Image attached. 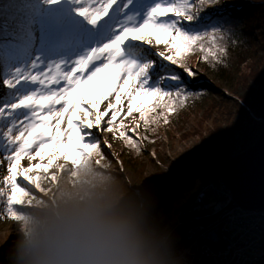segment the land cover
I'll return each mask as SVG.
<instances>
[{"label":"snow or ice","instance_id":"obj_1","mask_svg":"<svg viewBox=\"0 0 264 264\" xmlns=\"http://www.w3.org/2000/svg\"><path fill=\"white\" fill-rule=\"evenodd\" d=\"M218 5L0 0V168L6 169L0 215L23 219L46 183L109 155L102 132L139 151L149 138L141 127L155 132L154 125L169 123L190 98L203 95L189 56L199 51L212 67L226 66L229 42L235 43L236 29L224 27L231 13ZM159 45L165 50L154 51Z\"/></svg>","mask_w":264,"mask_h":264},{"label":"rangeland","instance_id":"obj_2","mask_svg":"<svg viewBox=\"0 0 264 264\" xmlns=\"http://www.w3.org/2000/svg\"><path fill=\"white\" fill-rule=\"evenodd\" d=\"M153 50L164 51L165 48L163 45H159L155 46ZM189 60L191 64L197 66V70L199 71L201 70L200 68H203L205 65L203 61L199 57H195V55L191 56ZM255 65V62L245 64L244 67H246V69L244 72L248 71L247 68ZM200 73V76L202 77L201 83L204 85L209 84V86L206 87L207 91L203 95H196L190 98L185 106L178 108L176 113L170 115L169 123L165 124L161 121L158 126H153L156 127L157 132L161 129V133H159L162 136L160 135L157 140H153L154 144L152 145L148 144L149 142L146 141H143L142 143V162L139 161V163H137V168L140 169L137 173L138 175L142 174L141 177L139 176L140 182L139 184H136L133 180L132 183L127 179L129 193L127 196L126 194L120 193L121 196L123 195L121 203L133 202L140 208H145V206L148 207L152 203L156 202L157 211L151 215L154 219H158L159 213L163 212L165 214H169L172 218V222H174V218L176 217L175 219H177V216H175V202H171L167 205L161 197L165 194L173 192L174 186L176 187V181H182L183 178H186L187 181L189 180L190 174H188V172L191 170V166L194 168L195 166L206 162H212L215 160L221 161L222 155L226 153L223 145L226 144V142L234 144L236 142L234 141L236 138L242 137L243 131L240 127L249 128L251 126L248 119L245 117V113L240 110V104H243L240 96L245 94V85L237 84L236 88V84H234L233 87L236 89L235 91L227 86L226 83L222 82V80L220 81L215 79L207 71L204 70ZM215 81L218 82L220 86L217 85ZM103 106L104 105H102V109ZM133 115L137 116L138 114L134 113ZM131 120L132 117H129L124 122L125 124H130ZM105 141L111 145V149L115 152L116 156L115 159L107 158V161L109 160L111 163V169L115 172H119L121 175L126 173V169L123 170V164L127 154L129 152L137 154L140 150L137 151L136 149L128 146L122 139L114 137L113 133L107 131H104L101 134L102 146ZM35 162L36 161H33V163ZM226 162H224V164ZM22 163L24 166H27L29 161L25 159ZM59 163H63V161H59ZM52 171H56V169L53 168ZM212 179H214L212 182L214 185L218 184V180L220 187L223 186L221 184L223 183L221 176L219 178L212 177ZM197 181L194 184V187H197V190L192 194V196L194 195V197L197 198L194 202L200 203L198 202L197 196L204 191L202 187H204L206 181L210 180L207 179L205 181ZM211 188L212 186L210 183L208 185V190H211L209 194L212 199H215ZM135 189H139V193L135 191ZM222 189L226 190L224 187H222ZM117 191L118 190L115 187L112 188L113 194H117ZM188 193L189 192L186 193V196ZM181 199L183 201L184 197H180L177 201H181ZM171 205L172 207H170ZM213 205L216 206L217 203ZM199 206L200 209L204 208L202 204H199ZM186 209H188V207H186ZM197 214L201 213L196 212L195 216ZM206 218L208 217L201 218V220ZM193 220L194 219L191 217V220L187 219L177 227L175 226V231H178V233L175 232L176 235L179 237L180 228L183 225L195 222ZM226 222L228 221H225L224 224L222 223L221 226H226ZM203 223H197L188 227L183 236L186 238V235H188L191 230L202 226ZM217 224L218 222L216 225ZM228 224H231L229 230L236 235H230V238L239 237L242 234H246L248 231V227L246 226L247 223H238L237 219H232L228 222ZM245 229L247 230L245 231ZM258 230V228H253L252 230V235L255 238L250 232L247 233L246 236L250 237L247 243H244L241 237L235 239L237 242H240L241 240L243 246H249L250 250L248 252L251 255L252 253L259 254V252H263L264 244L262 241L260 243H255V245H251L253 241L251 239L254 238L255 241L257 239ZM15 234L17 235L18 233L16 230L12 229L10 221L0 219V264H3L2 261L4 260H2V258L10 251V248L15 241L13 238H16ZM9 241H11V243L6 244V242ZM202 241L205 244L208 243L205 239H202ZM205 248H207V246H205ZM259 259L260 260L257 264L260 261H263V254ZM201 264L211 263L207 257H203Z\"/></svg>","mask_w":264,"mask_h":264},{"label":"clouds","instance_id":"obj_3","mask_svg":"<svg viewBox=\"0 0 264 264\" xmlns=\"http://www.w3.org/2000/svg\"><path fill=\"white\" fill-rule=\"evenodd\" d=\"M86 159L25 211L6 264H170L146 213ZM46 197V198H45Z\"/></svg>","mask_w":264,"mask_h":264},{"label":"trees","instance_id":"obj_4","mask_svg":"<svg viewBox=\"0 0 264 264\" xmlns=\"http://www.w3.org/2000/svg\"><path fill=\"white\" fill-rule=\"evenodd\" d=\"M221 6H223L228 13H231V17L228 22L224 23V27L226 29H236L235 34L232 36V40L235 41V43L231 41L229 42L228 55L225 58L226 66L217 65L216 67H212L209 62L203 61L205 65L203 68H200L201 70H198V72L201 74V71H207L215 79L220 81L222 80V82L226 83L227 86L235 91L236 89L233 87L234 84H236V88L237 84L245 85V94L240 96L243 101V104H240V110L245 113V117L248 119L251 126L249 128L240 127L243 131L242 137L236 138L234 140L236 141L234 144L226 142V144L223 145L226 153H224L225 155H222L221 161L215 160L199 164L194 167L193 171L190 170L188 172V174H190L188 181L186 178H183L182 181H176V187L174 186L173 192L165 194L161 197L167 205L171 202L176 203V200L184 195L185 192H187V189H193L197 180L205 181L207 179H211L212 177L219 178L224 162L234 157L235 154L249 148L264 131V0H219V5L217 7ZM193 55L200 58L202 53L196 51L192 53L189 58ZM250 62H255L256 65L247 68L248 71L244 72L246 69V67H244L245 64ZM190 66L197 70V66L191 63ZM216 84L219 85L218 82H216ZM202 85L205 89L209 86V84ZM140 132L141 135H147L149 137L143 141L149 142L148 144L151 145L154 144L153 140H157L161 135V129L159 130L160 133L157 131L145 133L143 127H141ZM102 147H104V145ZM104 151L107 153L109 150L104 148ZM142 157L143 154L141 150L139 153L137 152V154L129 152L123 164V170L126 169V173H123L122 175L119 174V172L113 171L111 169L110 161H107V158H116L115 152L112 149H110V154L106 157L93 156L88 159L94 162L95 168L98 172L103 173L106 176H110L116 181L113 186V188L115 187L118 190L117 194L114 193L115 196H118L120 193L126 194L127 196L129 193L128 180L132 183L134 181L136 184H139L140 182L139 176L141 177L142 174L139 172L141 175H138L137 173L140 170L137 168V163L142 160ZM5 174L6 169L0 168V176ZM71 175L72 172L64 173L59 177L58 182ZM51 185L52 184L48 185L46 183L44 186L47 189L50 188ZM121 194L118 196L120 200L123 199V195L121 196ZM172 205L170 207H172ZM142 210L146 213L147 222L151 229L161 228L164 226L162 221L154 219L151 216L157 211L156 202L146 208H142ZM0 219L10 221L12 229L16 230L19 234L20 225L18 222L7 218L5 215H0ZM18 234H15L16 238ZM16 238L13 239L16 240ZM8 256L9 253L2 258V260H4L2 261L3 264H6ZM258 264H264V259Z\"/></svg>","mask_w":264,"mask_h":264},{"label":"built area","instance_id":"obj_5","mask_svg":"<svg viewBox=\"0 0 264 264\" xmlns=\"http://www.w3.org/2000/svg\"><path fill=\"white\" fill-rule=\"evenodd\" d=\"M209 180L210 181H206V184L204 185V187H202V189L204 191L200 195L197 196L198 197V202H200V203L194 202L195 199H197V198L194 197V195L193 196L191 195V197L189 199H187L183 203V207H182V209H180V214H182V217L177 216L178 221H175L176 220L175 219L174 220L175 222H171L172 221V218H170L171 216L169 214H165L163 212H160L159 213L160 220H162L163 218H165V222L170 221L169 224H172V226L175 227L176 225H173V223L174 224H177V223H180L181 224L183 221H186L187 219L191 220V217L194 219L193 221L201 220V218L210 217V216H212V215H214V214H216V213L224 210L227 207V205L230 202V200L224 199V198H218V199L215 198L217 205L214 206V207H211V205L215 204V202H214V199H212L211 197H209L207 195V192H210L211 191V190L210 191L208 190V185L211 183V186H212L211 189L213 191L212 194L213 193L214 194H217V193L220 194V193H223V192H227V193L230 194V192L226 188V186L223 183H221L223 185L222 187H224L226 189V190H223L222 187H220L218 180H217V183L218 184L216 183L217 185H214V183H212L214 179L211 178ZM205 187H207V190L204 189ZM138 190L139 189H137V191ZM204 199L207 200L209 206H204L203 205V207H204V208H202L204 210L203 213L197 214L195 216V213L198 212V210H199V209H197L194 214L193 213H189V215H190V217H189L187 213L189 211H192L193 209H196V206H194L193 209L188 210V209H190L192 207V203L193 204L196 203L197 205H199V204H202L203 203V200ZM186 207H188V209H186ZM178 212L179 211H178V208H177V213ZM227 213L228 214H234L236 216V218L239 217L237 219L238 223H240V222L247 223V225H246L248 227L247 228L248 229L247 233L250 232L251 235H252L251 227L253 225H256L255 226L256 228L261 227L262 225H259L258 222L261 221V220H264V209H262V208L261 209H244V208H242L240 206H236V207L227 209L223 213H221L220 215L223 217L222 220H220V218L218 217L216 220L208 221V223L206 222L207 223V228H209V229L210 228H215V230L209 231L208 234H207L206 231H203V236L202 235H198V237H197L196 240L198 241V243L200 244V246L202 248L204 246H207V248H206V255H210L209 257H207L208 260L210 261V263L214 262V264H256L260 260L259 259L261 257L260 252H259V254L258 253H252V255H251L248 252L250 250L249 249V246H246V245L243 246L241 240H240V242L235 241V239L241 237L242 241L244 243H247L248 239L250 238L249 236H246L247 233L246 234H242L239 237H235V238L232 237L234 239V241L227 242L228 245H229V243H233L234 244L233 246L236 248L235 250H233L234 251V256H232L231 254H227L226 253L227 254V257H225V256H223L221 254V252H218L217 251V246L215 245V242L217 240H219V237L221 236L220 234H222L223 229L225 227H230L231 224H228V222L233 219L231 216L228 217ZM250 217H253V220H254V223H252L251 226H249L250 224L248 225V218H250ZM220 221H223V222H220ZM225 221H228L225 224L226 226H221V224L222 223L224 224ZM217 222H218V224L216 225ZM193 230H191L190 232H192ZM189 233H188V235H189ZM230 235L236 236L234 233L231 232V230L228 229V237ZM165 238H166V236H163L161 239H158L159 242L161 243V245H163V242H164V239ZM254 238L251 239V240H253L252 241V244L258 243V242H256L257 240L256 241L254 240ZM202 239L208 240L211 245L209 243H207V244L204 243L203 244ZM228 245L226 244L225 247L226 248L229 247ZM237 248L240 249L239 252H242V257H239V256H236L235 255V252L238 251ZM179 250H181V249H179ZM187 253L190 254V250L188 248H187ZM244 257L247 258V260L243 261L242 258H244ZM200 258H201V260L200 259L199 260H197V259L195 260L197 264H201V262L203 260V257H200ZM180 260L183 261L185 264H191L190 262H192L191 259H185L183 257Z\"/></svg>","mask_w":264,"mask_h":264},{"label":"water","instance_id":"obj_6","mask_svg":"<svg viewBox=\"0 0 264 264\" xmlns=\"http://www.w3.org/2000/svg\"><path fill=\"white\" fill-rule=\"evenodd\" d=\"M220 176L232 196L227 207L204 220L183 225L180 228V241L170 243L168 238L162 245L164 250L171 245L180 244L188 227L197 223L212 221L227 209L236 206L244 209H264V131L258 136L254 144L235 154L223 165Z\"/></svg>","mask_w":264,"mask_h":264},{"label":"bare ground","instance_id":"obj_7","mask_svg":"<svg viewBox=\"0 0 264 264\" xmlns=\"http://www.w3.org/2000/svg\"><path fill=\"white\" fill-rule=\"evenodd\" d=\"M190 168H191L192 171L194 170V168H192V166ZM197 185H199V184H197ZM204 189L207 190V187H205ZM196 190H197V187H194L193 189L187 190V192H189L188 195L186 196V193L187 192H185V194L181 196V198L184 197V200L183 201L185 202L187 200L186 198L189 199L191 197V195ZM135 191H137V189H135ZM207 195L209 197H211L210 194H209V192H207ZM213 196L215 198H217V199L218 198H224V199H228V200H231L232 199V196L229 193H227V192H223V193H220V194L219 193H217V194H214L213 193ZM183 201L181 199V201H177V203H175V206H176V208H175V210H176L175 216L182 217V214H180V209H182V207H183ZM214 202L216 203V199H214ZM144 205H146V204H144ZM202 205L209 206L207 200H205V199L203 200ZM194 206H196V209H193ZM211 207H214V205H211ZM145 208H146V206H145ZM177 208H178V211H179L178 213H177ZM191 209H193V210L192 211H189L187 213L189 217H190L189 213H193L194 214L197 209H199L198 212H200V213H203L204 212V210L203 209H200V206L197 205L196 203H194V204L192 203V207L190 208V210ZM227 215H228V217L231 216L233 219H238L239 218V217L236 218V216L234 214H228L227 213ZM175 218H174V220H175ZM219 218H220V220L223 219V217L221 215L219 216ZM161 221L164 223V226L163 227H161V228H152V230L155 232V235H156L157 239H161L163 236H166V238L164 239L163 244L167 241L168 238H169V242L170 243L179 242L180 239H179L178 235H176V233H175V232L178 233V231H175L174 226H170V225H172V224H169L170 221L165 222V218H163ZM175 221H178V219H176ZM220 222H223V221H220ZM207 223L204 222L203 226H200V227L194 229L192 232L189 233V235H186V238L183 236L182 237V241H181L180 244H178V245H171L170 247H168L166 249V251L168 253V259L170 261V264H185L183 261L180 260L182 257L185 258V259H191V261H192V262H190L191 264H197L196 261H195L196 259L197 260H199V259L201 260L200 257H209L210 256V255H206V248H205V246L202 248L200 246V244L198 243V241L196 240L197 237H198V235H202L203 236V231H206L207 234H208L209 231L215 230V228H210V229L207 228ZM252 223H254L253 217L248 218V225L250 224L249 226H251ZM179 224L180 223H177V224H174L173 223V225H176V227ZM258 224L259 225H262L261 226L262 229L260 227L258 228L259 230L257 231L258 234H257V239L256 240L258 241V243H260L262 241L263 244H264V220L259 221ZM255 226L256 225H253L251 227V232H252L253 228H256ZM229 228L230 227H225L223 229V231H222V234H220L221 236L219 237V240H217L215 242V245L217 246V251L218 252H221V254L223 256H225V257H227V254H231L232 256H234V251L233 250L236 249L233 246L234 245L233 243H229V245L227 243V242H230V241H234L233 238H229L228 237V229ZM246 230L247 229H245V231ZM206 241H208V240H206ZM208 243L210 244L209 241H208ZM226 244L229 247L226 248L225 247ZM251 245H255V244H251ZM187 248L190 250V254L187 253ZM179 249H181V250H179ZM237 249H238V251L235 252V255L236 256H239V257H242V252H239V250H240L239 248H237ZM260 254H261V256L263 254V257H264V248H263V252L262 253L260 252ZM242 260L245 261V260H247V258L244 257V258H242ZM211 264H214V262H212Z\"/></svg>","mask_w":264,"mask_h":264}]
</instances>
